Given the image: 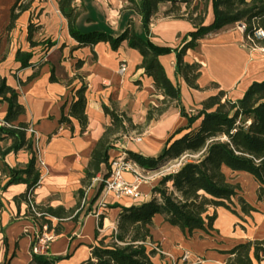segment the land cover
I'll list each match as a JSON object with an SVG mask.
<instances>
[{"label":"crops","instance_id":"0c3cea01","mask_svg":"<svg viewBox=\"0 0 264 264\" xmlns=\"http://www.w3.org/2000/svg\"><path fill=\"white\" fill-rule=\"evenodd\" d=\"M21 1L30 2V7L9 28L11 9L16 0H0V77L19 93V103L25 108L16 123L27 122L38 133L35 148L41 183L35 190V201L71 211L62 220L50 217L52 226L49 230L55 234V239L49 244L47 255L60 258L58 264H82L91 256L92 245L113 234L122 207L150 200L153 188L160 182L140 183L139 197L118 196L104 188V180L110 177L112 161L129 151L143 156L160 155L169 137L178 129L187 127L189 120L173 102L161 118L146 123L150 106L159 104L164 96L157 92L153 78L141 67L143 57L139 50L129 47L126 41L117 50L109 42H100L94 47L80 46L70 34L69 21L58 0ZM135 2L75 0L74 4L80 10L76 25L83 32L104 30L118 36L133 24L136 33L146 37L143 18ZM198 3L199 0H195L193 5ZM170 7L169 2L160 5L152 20L149 38L156 45L178 48L190 40V33L195 28L187 18L165 15ZM202 7L203 2H200ZM185 9L182 5V10ZM213 21L210 1L205 24ZM30 22L38 27L33 41L39 44L35 46L28 39ZM49 40L55 44L47 45ZM19 50L33 54L30 66L23 67L17 60ZM121 60L127 63L124 74L119 73ZM159 60L169 79L180 86L182 102L189 114L200 109L204 100L220 90L232 99H239L254 81L264 80V46L248 42L236 24L207 35L196 48L185 53V62L201 64L197 81L199 89L189 86L182 76L177 75L176 52L163 54ZM79 61L82 62L80 67ZM83 83L87 84L88 116L84 132L75 118H72V127L60 123L63 105L64 113L69 114L76 91ZM105 105L124 113L134 125L144 126V132L139 135L141 140L134 134L137 129L130 127L127 132L113 136L114 146L109 150L108 163L101 165L100 172L81 199L79 191L83 188L92 152L105 128L111 124ZM8 109V103L0 100V122L4 121ZM30 158V153L22 149L9 153L5 161L11 167H25ZM225 172L233 184L240 186L239 196L255 210L246 214L238 205L237 215L218 207L213 229L210 232L196 231L192 235L171 225L162 215H155L152 243L161 248L153 257L155 264H226L230 256L228 251L237 244L264 239V198L258 196L259 182L245 171L233 172L225 168ZM123 177L127 181L134 180L133 173L128 171ZM26 190L27 184L17 183L1 194L0 264H30L32 260V242L37 226L26 214V201L17 199ZM213 212L211 209L210 213ZM100 220L102 227L99 229ZM185 255L187 258L183 260Z\"/></svg>","mask_w":264,"mask_h":264},{"label":"trees","instance_id":"16d2710c","mask_svg":"<svg viewBox=\"0 0 264 264\" xmlns=\"http://www.w3.org/2000/svg\"><path fill=\"white\" fill-rule=\"evenodd\" d=\"M194 1L135 2L143 18L146 32L144 37L136 33L133 24L118 36L104 30L83 32L76 25L80 10L74 4L75 0H58L61 11L69 21L70 34L80 46L94 47L100 42H109L112 48L117 50L126 41L129 47L139 50L143 57L141 67L153 78L157 92L164 96L159 104L150 106L146 123L161 118L173 102L189 120L187 127L178 129L169 137L160 155L143 156L132 151L127 153V159H132L146 170H154L172 162L181 164L176 171L163 176L153 188V197L150 200L122 207L113 234L100 238L97 244L92 245L91 256L82 264H155L153 257L158 251L150 246V243L153 242L151 230L157 214L162 215L171 225L179 227L185 234L192 235L196 231L210 232L213 229L218 207H224L237 215L238 205L243 213L249 214L254 211L255 208L239 196L240 186L230 181L225 168L253 175L260 184L259 199L264 198V80L254 81L239 99H232L224 90H220L204 100L200 109L189 114L182 102L180 86L169 79L159 60L163 54L176 52L177 75L182 76L189 86L199 89L197 81L201 75V64L185 62L184 55L187 50L196 48L199 41L207 35L237 23L246 24L244 31L246 39L251 36L254 40L250 41L252 44L264 46V38L255 37L258 28L264 29V0H199L198 4L193 5ZM210 1L213 5L214 21L207 25L205 17ZM167 2L171 3V7L165 11V15L187 18L195 28L190 33V40L178 48L156 45L149 38L153 18L159 12L160 5ZM200 2H203L202 8ZM182 5H185V10H182ZM29 7L30 2L16 0L11 9L9 28L15 25L20 14ZM37 30L38 27L30 22L28 39L32 46L39 44L33 41ZM46 44L53 46L55 43L49 40ZM32 55L30 52L19 50L17 60L23 67H27L31 65ZM81 64L79 61V67ZM86 92L87 84L83 83L76 91V98L71 103L69 114L64 113L63 105L61 124L72 127V118H75L80 122L82 132L86 130L88 126ZM18 97L19 93L0 77V100L6 101L9 105L4 119L5 124L0 125V206L3 191L12 184L25 183L27 190L17 199L26 201L27 216L35 224H48L51 227L50 217L62 220L68 217L71 211L35 201V190L41 183V170L37 166L35 140L27 131L30 124L16 123L19 116L25 113V108L19 103ZM104 109L111 117V124L105 128L92 152L85 171L83 188L79 191L81 199L100 172L101 165L108 163L109 150L114 146L113 136L127 132L128 127L132 129L144 127L134 125L124 113H119L106 105ZM22 149L31 155L27 165L9 166L5 161L6 156ZM211 209H214L213 213H210ZM101 227L100 220L99 229ZM99 233L97 230V236ZM34 244L35 239L32 247ZM228 253L230 256L226 264H263L264 239L239 243ZM59 259L32 252L30 264H58Z\"/></svg>","mask_w":264,"mask_h":264},{"label":"built area","instance_id":"2783aa9c","mask_svg":"<svg viewBox=\"0 0 264 264\" xmlns=\"http://www.w3.org/2000/svg\"><path fill=\"white\" fill-rule=\"evenodd\" d=\"M107 1V0H106ZM243 32L246 29L245 23H237L236 24ZM256 38H264V29L258 28L255 31ZM247 41L253 42V38L248 36L246 39ZM250 42V43H251ZM255 44V43H253ZM127 71V63L125 60H121L119 73L124 74ZM5 124L4 121L0 122V125ZM28 134L34 138L37 142L38 133L35 130L33 125H29ZM138 140H141V137H136ZM126 154L120 155L111 163V173L108 179L104 180V188L107 191H114L118 196L119 195H126L131 197H139L140 191L138 190V185L140 183H152L157 180H161L163 176L168 173L176 171V169L180 166L181 162H178L176 168L170 170L166 169V166H161L154 170H146L139 166L135 161L132 159H127ZM40 163L44 165V161L40 158ZM125 171L131 172L134 175L133 181H127L124 179L123 174ZM102 206H105L103 204ZM97 215H99L97 213ZM37 231L35 233L34 239L35 244L32 247V252L36 254H47L49 244L55 239V234L50 232L48 224H36ZM33 239V240H34ZM150 246L155 247L158 252L161 251V248L157 245L150 243ZM187 258V255L183 257V260Z\"/></svg>","mask_w":264,"mask_h":264},{"label":"rangeland","instance_id":"374dc122","mask_svg":"<svg viewBox=\"0 0 264 264\" xmlns=\"http://www.w3.org/2000/svg\"><path fill=\"white\" fill-rule=\"evenodd\" d=\"M144 131H142V129L140 128V129H137L135 132H134V134L136 135V136H139L140 134H142ZM178 165V162H172V163H170V164H168V165H165L166 166V169H170V170H172V169H174V168H176V166Z\"/></svg>","mask_w":264,"mask_h":264}]
</instances>
